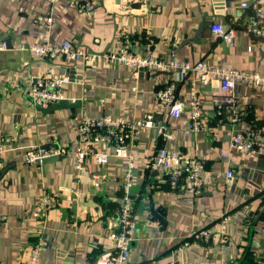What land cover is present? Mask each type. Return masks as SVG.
I'll list each match as a JSON object with an SVG mask.
<instances>
[{
    "label": "crops",
    "instance_id": "1",
    "mask_svg": "<svg viewBox=\"0 0 264 264\" xmlns=\"http://www.w3.org/2000/svg\"><path fill=\"white\" fill-rule=\"evenodd\" d=\"M255 1L264 11V0H229L221 15L211 0H147L125 9L121 0H57L51 5L47 0H0V43L6 44L0 50V142H6L0 160V169H6L0 179V264H25L40 239L45 247L36 264H95L109 250L127 160L111 157L101 166L86 159L77 168L74 150L82 114L129 122L150 115L153 122L134 131L129 149L136 224L130 264H264V153L233 151L229 159L221 157L230 152L232 133L264 125V88L238 85L239 108L233 113L211 101L219 92L217 82L201 84L190 73L182 78L172 71L134 74L124 66L47 61L20 50L42 41L44 18L50 15L48 35L54 44L71 41L93 52L126 47L163 60L264 74V43L252 41L242 27L252 8L243 10L240 4ZM85 3L91 10L76 7ZM212 24L232 27L231 42L215 39ZM45 72L65 76L60 93L79 106L47 112L30 105L25 90ZM169 83L185 103L195 90L205 131L188 128L187 105L173 118L157 101L156 90ZM35 146L62 147L67 153L53 163L27 165L23 153ZM162 147L202 162L196 194L180 185L171 188L163 170H146V156ZM230 169L233 175L227 178ZM71 190L82 195L73 200ZM44 192L58 194L49 210L43 206ZM159 207L165 225L152 213ZM223 217V245L189 239L194 229L217 231Z\"/></svg>",
    "mask_w": 264,
    "mask_h": 264
},
{
    "label": "built area",
    "instance_id": "2",
    "mask_svg": "<svg viewBox=\"0 0 264 264\" xmlns=\"http://www.w3.org/2000/svg\"><path fill=\"white\" fill-rule=\"evenodd\" d=\"M51 5L57 0H47ZM147 0H121V7L128 8L132 2L145 3ZM254 4V5H253ZM252 5L248 2L240 4L241 9L247 10L250 7L251 12L245 15L242 21V27L247 32H252L257 36L264 38V11L258 8L259 3L255 1ZM79 10H91V4L76 5ZM52 23L50 15L44 18L45 32L40 43L32 44L28 47L21 46L20 50H26L34 58L41 60H64L83 63H105L110 65L124 66L130 69L134 74L139 70L154 72H176L179 77L187 73L193 74L201 84L217 82L218 93L211 96V101L215 105H223L226 110L236 112L239 108L235 89L238 85L250 84L264 88V74L254 71H241L234 68L208 67L204 62L190 64L177 60H163L150 55H139L129 51L126 47L117 51L93 52L84 49L71 41H64L59 44L51 42L48 30ZM210 31L215 39H221L231 42L235 30L231 27L225 29L222 24H212ZM6 44L0 43V50H4ZM67 82L63 75L51 76L46 73L39 76L32 83L31 87L25 90L28 102L38 109L48 108L51 104L63 99L60 88ZM176 87L173 83L156 90L155 97L157 101L168 110V115L177 118L183 112L185 106L188 107L189 125L192 132H202L206 127L202 119V110L199 106L198 96L195 90H190L187 102H183L176 97ZM151 116L148 115L141 119L125 121L123 119H113L111 116L103 115L91 117L82 114L77 126L74 157L77 168L86 159L93 160L98 165H105L111 157L127 160L126 171L121 180L120 203L116 214L117 229L108 235L110 248L99 254L95 264H130V245L136 233V224L131 199V188L133 185V164L131 163V154L129 149L133 133L138 128H149L152 126ZM164 132V128H160ZM166 139L170 138L164 133ZM5 141L0 142V160L5 152ZM230 152L221 153V157L229 159L231 152L243 153H264V125L241 132L232 133L228 140ZM67 149L57 146H35L27 148L24 153V162L27 165L35 163L40 164L43 159L49 157L63 156ZM145 168L147 171L163 170L165 181L171 188H177L178 185L197 193L202 186L203 164L197 158H188L182 155L178 149L159 148L153 154L146 156ZM227 178H231L233 171L226 172ZM96 182L95 186L98 187ZM73 200L82 195L81 190H71ZM58 194L44 192L42 197L43 206L49 210L56 206ZM226 222L227 217H223L218 222V230L194 229L188 236L193 241H214L223 245L226 242ZM45 247L43 239L31 247L27 255L25 264H36L40 252ZM177 264V263H170ZM205 264V263H201Z\"/></svg>",
    "mask_w": 264,
    "mask_h": 264
},
{
    "label": "water",
    "instance_id": "3",
    "mask_svg": "<svg viewBox=\"0 0 264 264\" xmlns=\"http://www.w3.org/2000/svg\"><path fill=\"white\" fill-rule=\"evenodd\" d=\"M211 4H212L214 12L217 13V14H221L222 15V14H224L223 9L225 7L229 6V0H211ZM238 29L241 30V28H239V27H238ZM245 32H246L247 36L252 41L264 43V38L263 37L257 36V35H255L252 32H247V31H245ZM77 106H79L78 100L71 101V100H67V99H62L59 102L51 104L48 108H45L46 109L45 111L49 112V111H52V110H55V109H59V108H75ZM61 159H62V156L49 157V158L43 159L40 164L53 163V162L59 161ZM5 172H6V169H0V179L5 174ZM263 212H264V204H263V206L261 208L260 214H262ZM152 213H153V215L155 213V216L157 218L159 217V219L161 220L163 225L166 224V222L164 220L165 213H164V210H163L162 207H159L158 209H156Z\"/></svg>",
    "mask_w": 264,
    "mask_h": 264
}]
</instances>
